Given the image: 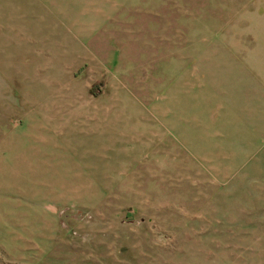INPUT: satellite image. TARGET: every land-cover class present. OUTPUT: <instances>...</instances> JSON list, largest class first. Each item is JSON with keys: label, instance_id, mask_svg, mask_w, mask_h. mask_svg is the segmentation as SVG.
<instances>
[{"label": "rangeland", "instance_id": "rangeland-1", "mask_svg": "<svg viewBox=\"0 0 264 264\" xmlns=\"http://www.w3.org/2000/svg\"><path fill=\"white\" fill-rule=\"evenodd\" d=\"M27 246L264 264V0H0V264Z\"/></svg>", "mask_w": 264, "mask_h": 264}, {"label": "crops", "instance_id": "crops-1", "mask_svg": "<svg viewBox=\"0 0 264 264\" xmlns=\"http://www.w3.org/2000/svg\"><path fill=\"white\" fill-rule=\"evenodd\" d=\"M23 250H24V256H23V258H20L19 259L20 261H15L16 259H12V261H10V263H13V264L16 263L17 264V263L21 262L22 264H34L36 262L32 258V253L30 252L32 250V248L30 246H27ZM43 254H45V253L43 252L41 255H43Z\"/></svg>", "mask_w": 264, "mask_h": 264}]
</instances>
